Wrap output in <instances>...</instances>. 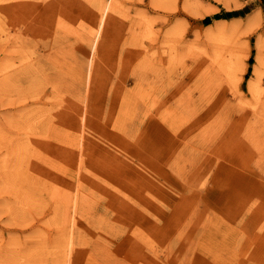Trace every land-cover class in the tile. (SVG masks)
<instances>
[{
	"label": "rangeland",
	"instance_id": "obj_1",
	"mask_svg": "<svg viewBox=\"0 0 264 264\" xmlns=\"http://www.w3.org/2000/svg\"><path fill=\"white\" fill-rule=\"evenodd\" d=\"M261 42L264 0H0V264H264Z\"/></svg>",
	"mask_w": 264,
	"mask_h": 264
},
{
	"label": "bare ground",
	"instance_id": "obj_2",
	"mask_svg": "<svg viewBox=\"0 0 264 264\" xmlns=\"http://www.w3.org/2000/svg\"><path fill=\"white\" fill-rule=\"evenodd\" d=\"M94 7H96V6H94ZM97 7H98V6H97ZM101 20H102V19H101ZM81 23H82V22L80 21V24H81ZM85 23H86V22H85ZM85 23H84V25H85ZM86 24H87V23H86ZM92 27H93V26H92ZM90 29H92V28L90 27ZM92 30H94V28H93ZM92 30H91V31H92ZM93 33H94V32H93ZM261 36H262V35H261ZM261 36H259V37H261ZM97 37H98V35H97ZM218 37H219V36H218ZM218 37H216V38H218ZM221 38H222V37H221ZM218 39H219V38H218ZM222 39H223V38H222ZM223 40H224V39H223ZM218 41H221V40H218ZM261 41H262V40H261ZM219 43H220V42H219ZM261 43L263 44V42H261ZM263 45H264V44H263ZM260 46H261L260 43H258V47H259V49L261 48ZM262 47H263V46H262ZM261 49H262V48H261ZM218 50L220 51V49H218ZM218 50H217V51H218ZM219 51H218V52H219ZM221 51H222V50H221ZM218 52H217V54H218ZM260 52H263V51H260ZM260 52H259V55L257 56V60L259 61V63L261 62V58H260V57L262 56ZM219 53H220V52H219ZM28 54H29V53H28ZM31 54H32V53H31ZM215 54H216V52H215ZM93 55H94V54H93ZM221 55L223 56L222 53H221ZM221 55H217V57H218V56H221ZM28 56H29V55H28ZM30 56H31V55H30ZM231 56H233V55H231ZM31 57H32V56H31ZM217 57H215V58H216L215 60L217 61V62L215 61L216 63H218V61H220V60L217 59ZM26 58H27V57H26ZM218 58L221 59V57H218ZM228 58H229V57H228ZM230 58L232 59V57H230ZM262 58H264V56H262ZM30 59H32V58H30ZM169 59H170V58H169ZM213 59H214V58H213ZM223 59H224V58H223ZM170 60H171V59H170ZM227 60H228V59H227ZM233 60H234V59H233ZM92 61H93V60H92ZM167 61H169V60L167 59ZM225 61H226V60H225ZM234 61H236V60H234ZM234 61L231 60V63L233 64ZM24 62H25V61H24ZM32 62H33V61H32ZM32 62H31V64H32ZM222 62H224V61H220V63H222ZM262 62H264V59L262 60ZM220 63H219V64H220ZM226 63H227V62H226ZM231 63H230V64H231ZM27 64H28V63H27ZM38 64H39V63H38ZM219 64H218V65H219ZM230 64H229V65H230ZM237 64H238V63H237ZM240 64H241V63H239V65H240ZM261 64H262V63H261ZM263 64H264V63H263ZM263 64H262V66H263ZM21 65H22V64H21ZM25 65H26V64H25ZM39 65H40V64H39ZM42 65H44V64H42ZM220 65H223V63L220 64ZM224 65H227V64H225V62H224ZM229 65H228V66H224V67H229ZM34 66H35V65H34ZM36 66H37V65H36ZM231 66H232V65H231ZM231 66H230V68H231ZM242 66H243V65H242ZM242 66H241V67H242ZM22 67H24V66L22 65ZM38 67H39V66H38ZM46 67H47V65H46ZM219 67H220V66H219ZM221 67H222V66H221ZM235 67H236V66H234V70H235ZM244 67H245V65H244ZM258 67H259V66H258ZM258 67H257V65H256V68H255V73H257L256 75H259V73L261 74V72H262V69L259 70V71H261V72L258 71V69H260V67H259V68H258ZM20 68H21V67H20ZM27 68H28V67H27ZM39 68H40V71H41V70H42L41 67H39ZM42 68H43V66H42ZM51 68H52V67H51ZM91 68H92V67H91ZM236 68H238V67H236ZM245 68H246V67H245ZM24 69H25V68H24ZM43 69L45 70V67H44ZM49 69H50V66H49ZM232 69H233V66H232ZM239 69H241V68L239 67ZM22 70H23V69H22ZM36 70H37V68H36ZM38 70H39V69H38ZM44 70H42V72H43ZM221 70H222V69H221ZM236 70H237V69H236ZM236 70H235V71H236ZM244 70H245V69H244ZM40 71H38V73H37V71H36V73H35L34 76H37V74H38V75H39V74H42V72H40ZM45 71H46V70H45ZM222 71H223V70H222ZM229 71H231V70H229ZM229 71H225L227 75H230V74H231V72H229ZM263 71H264V70H263ZM39 72H40V73H39ZM50 72H51V71H50ZM227 72H228V73H227ZM232 72H234V71H232ZM32 73H34V72H32ZM43 73H45V72H43ZM29 74H31V73H29ZM263 74H264V72H262L261 75H263ZM18 76H19V74H18ZM20 76H21V75H20ZM26 76H27V75H26ZM29 76H30V75H29ZM31 76H33V75L31 74ZM42 76H43V75H42ZM42 76H41V77H42ZM231 76H233V75L231 74ZM237 76H238V75H237ZM259 76H260V75H259ZM15 77H17V75H16ZM39 77H40V76H39ZM228 77H230V76H228ZM23 78H24V76H23ZM27 78H28V77H27ZM257 78H260V77H257ZM14 79H15V78H14ZM29 79H30V78H29ZM32 79H33V78H32ZM32 79H31V80H32ZM37 79H38V77H37ZM41 79H42V78H41ZM239 79H240V76H239ZM242 79H243V78H242ZM260 79H261V78H260ZM16 80H17V81H16ZM16 80H15L16 82L19 81L18 78H17ZM26 80H27V79H26ZM31 80H30V82H31ZM42 80H43V79H42ZM44 80H45V78H44ZM256 80H257V79H256ZM261 80H262V79H261ZM261 80H260V81H261ZM40 81H41V80H40ZM45 81H46V80H45ZM45 81H44V82H45ZM250 81H252V80H250ZM258 81H259V80H258ZM260 81H259V82H260ZM19 82H20V81H19ZM19 82H18V83H19ZM23 82H24V81H23ZM25 82H26V81H25ZM25 82H24V85H25V86H26V84H29V83H30V82H28V81H27L28 83H25ZM33 82H34V81H33ZM254 82H255V81H254ZM259 82H258V83H259ZM34 83H35V82H34ZM38 83L40 84V82H38ZM41 83H42V82H41ZM46 83H48V82H46ZM256 83H257V82H256ZM256 83H252V82H250V87H249V88H251V92H252V90L254 91V90H255V87L258 85V84L256 85ZM39 84H38V85H39ZM259 84H261V83H259ZM5 85H6V84H5ZM7 85H8V84H7ZM43 85H44V84H43ZM255 85H256V86H255ZM11 86H12V84H11ZM27 86H29V85H27ZM33 86H34V85H33ZM46 86H47V85H46ZM258 86H259V85H258ZM36 87H37V86H36ZM86 87H87V86H86ZM42 88H43V87H42ZM53 88H55V87H53ZM256 88H258V87H256ZM28 89H29V88H28ZM36 90L39 91L40 88H39V89H35V91H36ZM43 91H44V90H43ZM39 92H40V91H39ZM256 93H258V91L255 92V94H256ZM35 94H36V93H35ZM253 95H254V94H253ZM263 95H264V93H263ZM53 96H54V94H53ZM40 97H41V95H40ZM40 97H39V98H40ZM49 98H50V97H49ZM49 98H48V99H49ZM241 98H242V97H241ZM254 98H255V95H254ZM57 99H59V98L57 97ZM238 99H239V98H238ZM259 100H260V99H259ZM50 101H53V98H52V100H50ZM85 101H86V100H85ZM86 102H87V101H86ZM239 102H241V101H239ZM259 102H260V101H259ZM244 103H245V102H244ZM257 104H258V103H257ZM247 105H249V104H247ZM254 106H255V104H254ZM254 106H253V107H254ZM256 106H257V105H256ZM256 106H255V108H257ZM67 109H68V108H67ZM86 111H87V110H86ZM35 112H36V111H35ZM37 112H38V111H37ZM213 112H214V111H213ZM41 113H42V112H41ZM41 113H40V115H41ZM42 114H44V113H42ZM36 115H37V113H35V117H36V118L38 117L39 119H38V118H37V119H38V121H40L41 118L39 117V114H38V116H36ZM152 115H153V114H152ZM41 116H42V115H41ZM53 116H54V115H53ZM148 116H149V114H148ZM44 117H45V116H44ZM80 117H81V115H80ZM31 118H33V117H31ZM42 118H43V117H42ZM50 118H51V117H50ZM81 118H82V117H81ZM34 119H35V118H34ZM34 119H33V120H34ZM43 119H44V118H43ZM52 119H53V118H52ZM54 120H55V119H54ZM31 121H32V120H31ZM35 121H36V120H35ZM32 122H33V121H32ZM32 122H31V123H32ZM36 122H37V121H36ZM49 123H50V121H49ZM48 126H49V124H48ZM68 137H69V136H68ZM5 140H6V139H5ZM5 142H6V141H5ZM7 142H8V141H7ZM8 143H9V142H8ZM8 143H6V144L8 145ZM34 145H35V144H34ZM19 146H20V145H19ZM21 146H22V144H21ZM7 147H8V148L11 147V144H10V146L8 145ZM13 148H14V147H13ZM16 148H18V147H16ZM20 148H21V147H20ZM11 150H12V149H11ZM15 151H17V149H16ZM18 151H19V149H18ZM20 151H22V150L20 149ZM11 152H12V151H11ZM22 152H23V151H22ZM17 153H18V152H17ZM9 154H10V153H9ZM20 154H21V152H20ZM15 157H16V155H15L13 158H15ZM8 159H9V157H8ZM12 160H14V159H12ZM12 160H11V161H12ZM6 161H7V160H6ZM20 161H21V160H20ZM22 161H23V160H22ZM9 162H10V161H9ZM13 162H14V161H13ZM13 162H12V164H13ZM26 162H27V161H26ZM30 163H31V161H30ZM26 164H27V163H26ZM30 165H31V164H30ZM25 166H26V165H25ZM10 167L12 168V166H10ZM29 167H30V166H29ZM20 168H21V167H20ZM6 169H7V168H6ZM9 170H10V169H9ZM14 171H15V170H14ZM12 172H13V171H12ZM6 173H7V171H6ZM10 175H11V174H10ZM11 176H12V175H11ZM19 176H20V175H19ZM41 176H42V175H41ZM15 177H16V176H15ZM7 179H8V178H7ZM21 179H22V178H21ZM40 179H42V178H40ZM13 180H14V179H13ZM19 180H20V179H19ZM11 181H12V180H11ZM38 181H39V180H38ZM43 181H45V180L43 179ZM47 181H48V180H47ZM13 182H14V181H13ZM50 182H51V181H50ZM15 183H16V182H15ZM47 183H48V182H47ZM47 183H46V185H47ZM41 184H42V183H41ZM23 186H24V185H23ZM27 186H28V185H27ZM25 187H26V186H25ZM46 187H47V190H48V185H47ZM23 189H24V187H23ZM27 189H29V188H27ZM36 189H37V188H36ZM41 189H42V188H41ZM43 189H45V188H43ZM24 190H25V189H24ZM24 190H23V191H24ZM34 190H35V189H34ZM47 190H46V191H47ZM50 190H51V189H50ZM24 192H26V191H24ZM50 192H52V191H50ZM46 193L48 194V192H46ZM22 194H23V193H22ZM28 194H29V193H28ZM49 194H50V193H49ZM49 194H48V195H49ZM23 195H24V194H23ZM29 195H30V194H29ZM37 195H40V196H41L42 194H37ZM48 195H47V197H48ZM32 196H35V195H32ZM32 196H31V197H32ZM23 197H24V196H23ZM24 199L26 200V198H24ZM76 199H77V198H76ZM25 200H24V201H25ZM46 200L48 201V199H46ZM22 201H23V199H22ZM30 201H31V200H30ZM48 202H49V201H48ZM57 202H58V201H57ZM57 202H56V203H57ZM29 203H30V202H29ZM59 203H60V202H59ZM59 203H58V204H59ZM73 203H74V202H73ZM75 203H76V202H75ZM30 204H31V203H30ZM58 204H56L57 207H58ZM61 204H62V203H61ZM61 204H60V205H61ZM24 205H25V204H24ZM27 206H29V205H27ZM61 206H62V205H61ZM54 207H55V206H54ZM59 207H60V206H59ZM59 207H58V208L55 207L56 210L58 209V211H59ZM61 209H62V208H61ZM63 210H64V209H62L60 212L62 213ZM72 210H73V209H72ZM55 212H56V211H55ZM63 212H64V211H63ZM61 213H58V216H59V214H61ZM54 214H55V213H54ZM56 214H57V213H56ZM56 214H55V215H56ZM74 216H75V215H74ZM62 217H64V216L62 215ZM62 217H61V215H60V216H59V219L62 218ZM57 218H58V217H57ZM59 219H57V220H59ZM73 219H74V218H73ZM61 220H62V219H60V221H61ZM60 221H59V222H60ZM62 223H63V222H62ZM59 224H60V223H59ZM73 224H74V222H73ZM60 225H61V224H60ZM58 227H59V225H58ZM61 227H62V226H61ZM59 228H60V227H59ZM65 228H66V227H64V229H65ZM70 228H71V227H70ZM241 229H242V228H241ZM261 229H262V228H261ZM62 230H63V228H62ZM65 230H66V229H65ZM66 232H67V231H66ZM68 232H70V231H68ZM61 233L66 234L65 231H63V232H61ZM238 233H239V232H238ZM60 235H61V234H60ZM60 235H58V236H59V239L63 237V236L60 237ZM56 236H57V235H56ZM65 236H66V235H65ZM67 236H68V235H67ZM73 236H74V235H73ZM56 238H58V237H56ZM64 238H65V237H64ZM64 238H62V239L64 240ZM69 238H70V236H69ZM72 238H73V237H72ZM73 239H74V238H73ZM65 240H66V238H65ZM65 240H64V242H65ZM67 240H68V239H67ZM67 240H66V242H67ZM69 240H70V239H69ZM71 240H72V239H71ZM61 241H62V240L60 239V241H58L59 243L57 242V243L59 244V246H60V244L65 245L64 242L60 243ZM231 241H233V240H231ZM72 242H73V241H72ZM66 244H67V243H66ZM72 244H73V243H72ZM50 245H51V244H50ZM54 245H56V244H54ZM63 245H62V246H63ZM85 245H86V243H85ZM45 246H48V245H45ZM62 246H60V247H62ZM67 246H68V244H67ZM71 246H72V245H71ZM54 247L56 248V247H58V246L56 245V246H54ZM68 247H70V246H68ZM68 247H67V248H68ZM73 247H74V246H73ZM84 247H87V246H84ZM39 248H40V247H39ZM46 248H47V247H46ZM70 248H71V247H70ZM231 248H232V247H231ZM42 249H44V248L42 247ZM48 249H51V247H48ZM60 249H61V248H60ZM60 249H59V250H60ZM71 249H72V248H71ZM75 249H76V248H75ZM44 250H45V249H44ZM54 250H55V249H54ZM62 250H64V249H62ZM68 250H69V249H68ZM35 251H36V250H35ZM50 251H52V250H50ZM50 251H49V252H50ZM66 251H67V250H66ZM66 251H65V252H66ZM37 252H39V251H37ZM41 252H42V251H41ZM44 252H46V250L43 251V253H44ZM47 252H48V251H47ZM53 252H54V251H53ZM59 252H60V251H59ZM62 252H63V251H62ZM69 252H70V251H69ZM69 252H68V253H69ZM63 253H64V252H63ZM31 254H32V253H31ZM31 254H29V255L26 254V255H27V256H30V257H32V256H34V255H38L37 253L34 254V252H33V255H32V256H31ZM47 254H48V253H47ZM50 254H51V253H50ZM50 254H49V256H50ZM55 254L57 255L56 250H55ZM60 254H62V253L60 252ZM66 254H67V252H66ZM70 254H71V253H70ZM18 255H19V254H18ZM26 255H25V254H24V255L21 254V256H22L21 258H22V259L25 258ZM43 255H44V254H43ZM52 255H53V254H52ZM64 255H65V254H64ZM15 256H17V255H15ZM15 256H13V257H15ZM23 256H24V257H23ZM38 256H39V255H38ZM53 256H54V255H53ZM53 256H52V257H53ZM67 256H68V255H67ZM67 256H66V258H65V256H63V259L65 258L64 260H66V259L68 258ZM7 257H8V256H7ZM13 257H11V258H13ZM17 257H18V256H17ZM17 257L14 258V259H17ZM19 257H20V255H19ZM35 257H36V256H35ZM45 257L48 258L47 255L44 256V259H45ZM71 257H72V256H71ZM4 258H5V257H4ZM9 258H10V257H9ZM11 258H10V259H11ZM33 258H34V257H33ZM38 258H39V257H38ZM41 258H42V257H41ZM7 259H8V258H7ZM10 259H9V260H10ZM19 259H20V258H19ZM28 259H29V258H28ZM56 259H57V258H54V261H57ZM61 259H62V258H60V260H61ZM25 260H26V259H25ZM25 260H24V261H25ZM39 260L41 261V259H39ZM42 260H43V259H42ZM49 260H50V259H49ZM64 260H63V261H64ZM75 260H76V259H75ZM250 260H251V259H250ZM15 261L17 262V260H15ZM28 261L31 262L32 260H28ZM28 261H27V263H29ZM45 261H46V260H45ZM51 261H52V260H51ZM66 261H67V260H66ZM16 262H14V263H12V264H16ZM19 262H21V261H19ZM37 262H38V261H37ZM49 262H50V261H49ZM60 262H61V261H60ZM69 262H70V261H69ZM73 262H74V260H73ZM50 263H51V262H50ZM57 263H59V262H57ZM57 263H56V264H57ZM63 263L65 264L66 262H63ZM70 263H72V262H70ZM70 263H69V264H70ZM20 264H21V263H20ZM30 264H31V263H30ZM36 264H37V263H36ZM42 264H43V263H42ZM59 264H60V263H59ZM75 264H76V262H75Z\"/></svg>",
	"mask_w": 264,
	"mask_h": 264
}]
</instances>
